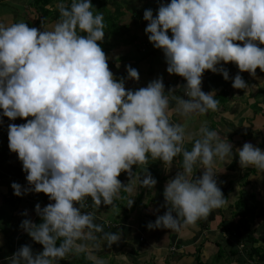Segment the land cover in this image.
I'll return each instance as SVG.
<instances>
[{
  "label": "clouds",
  "instance_id": "obj_1",
  "mask_svg": "<svg viewBox=\"0 0 264 264\" xmlns=\"http://www.w3.org/2000/svg\"><path fill=\"white\" fill-rule=\"evenodd\" d=\"M57 7L60 19L51 30L41 31L23 21L0 23V109L9 120L26 119L8 125V147L17 153L31 186L22 190L13 182L11 187L17 196L43 192L55 201L43 208L35 205L41 223L29 219L21 223L43 251L34 255L30 245H22L10 264H59L73 252L86 251L87 245L77 241H95L94 233L103 228L93 222L90 210L81 211L84 201L90 197L96 207L112 205L122 188L131 191L117 177L121 172L130 176L132 166L147 163L149 157L171 165L182 155L183 164L165 185L167 211L149 222L148 229L178 230L181 222L195 225L226 203L214 178V158L233 155V145L201 127L202 138L190 151L185 149V127L169 120L163 78L126 89L123 79L114 77L98 43L105 35L104 17L93 14L91 0ZM143 18L148 21L144 31L149 42L164 53L167 72L186 80L185 98H176L175 107L182 117L218 109L215 90L202 91L205 70L229 80L221 62H233L239 69L231 78L235 89L249 87L240 73L255 77L257 68L264 72V48L257 44H264V0H171L160 3L155 16L146 9ZM126 71L128 79L139 81L137 69L128 65ZM236 152L242 168L264 172L261 148L245 142ZM197 163L204 171L194 178ZM156 183L146 171L141 186L153 188ZM133 203L132 199L128 206ZM104 238L111 247L121 233H105ZM238 248L247 255L244 241H238ZM89 259L105 264L94 256ZM247 259V264H264Z\"/></svg>",
  "mask_w": 264,
  "mask_h": 264
},
{
  "label": "crops",
  "instance_id": "obj_2",
  "mask_svg": "<svg viewBox=\"0 0 264 264\" xmlns=\"http://www.w3.org/2000/svg\"><path fill=\"white\" fill-rule=\"evenodd\" d=\"M68 1L53 0L48 6L56 10L59 4L67 5ZM107 1V9L112 17H116L119 11L116 17L117 25L113 26L112 31H104V37L107 39L110 34L116 35V39L112 41L114 47L106 52L107 63L114 77L125 74L128 65L137 69L139 81L128 79V74L124 80L125 88L131 90L146 87L150 81L159 77L163 78L165 95L169 98V120L171 123L185 127L183 145L185 149L190 151L195 140L202 138L201 127L216 131L222 141L233 145V155L226 156L224 160L214 158L213 171L216 173L214 178L226 203L218 210H213L206 219L198 220L195 225L184 226L181 222L178 230L148 229L149 222H154L158 215H163L167 211L163 196L165 185L169 179L175 177L177 171L182 169L183 164L182 155L174 157L171 165L164 164L160 159L152 160L149 157L147 163L133 165L130 176L127 172H121L117 177L122 184H128L131 191H125L122 188L112 205L102 203L100 207H96L90 197L84 201L86 207L81 211L88 212L93 209L95 211L93 222L102 226L103 231L94 233L97 237L95 241H77L87 245L86 251L81 252V255L73 252L67 258L61 259L59 264H86L82 262L83 260L79 261V256L88 261H93L89 259V256H94L102 259L105 264H200L199 251L196 247L199 243L202 244L200 257L205 263H208L206 257L214 252L221 258L222 263L218 264H244L245 262L247 264V255L238 248V240L220 229L219 223L224 219L227 225L233 228L237 226L240 215L228 214V212L234 210L237 200L243 194L244 199L249 201V206L255 204L257 207L252 229L257 228L256 236L264 235V172L258 169L256 173H249L250 167L240 166L236 152V149L242 148L245 142H250L264 151V100L259 93L264 89V72L257 68L255 77L247 71L240 73L249 87L235 89L232 87L231 78L235 77L239 69L233 62H221V65L229 72V80H225L220 73L205 70L202 76V91L208 93L215 90V99L219 102L218 109L209 110L205 114L196 113L182 117L175 112V107L176 98H185L182 90L186 80L177 74L167 72L163 51L149 42L148 35L143 30L148 24V21L143 18L144 11L152 9L155 16L160 3L167 4L171 0H117L115 7L112 6L114 0ZM119 4L121 6H118ZM7 6L12 9H8ZM102 14L104 16V10ZM108 16L111 18V15ZM12 17H15L16 22H13ZM21 21L41 31L43 28L51 30L57 22L44 17L41 14V8L34 4V0H24V2L23 0H0V23L10 25ZM118 29L121 31L116 32ZM136 30L138 32L134 34ZM127 31L130 36L124 38ZM132 35L145 36L143 38L145 46L138 48L133 46L130 41ZM168 35L170 37L172 35L170 30ZM235 43L242 44L239 41ZM257 44L264 48V44H259L258 41ZM133 50L135 51L132 52ZM145 52H154V55L144 58ZM170 89L172 91H169ZM2 111L0 109V120H2L0 123V264H10V257L22 245H30L34 255L43 251V245L35 242L21 227V223L25 219L37 224L41 223L42 220L35 211V205L39 203L43 208L55 201H50L48 195L43 192H28L21 196L14 194V189L11 187L13 182L19 183L22 190L31 186L28 185L27 174L22 169V162L18 159L17 153L9 150L8 125L22 124L26 122V119L18 117L15 120H9L2 116ZM146 171L157 180L153 188L141 186V180ZM203 171L199 163L194 165V178L201 176ZM132 199L134 203L129 207L128 203ZM74 206L79 207V204L74 203ZM25 212L27 215L24 214ZM173 215L175 216V213ZM108 221L111 227L107 226ZM116 232L121 233V239L113 243L111 247L107 246L104 234ZM203 233L205 235H198ZM220 237L224 239V247L227 249L217 253L219 248L218 246L215 248V244H221ZM241 240L239 242H242ZM263 242L259 241L258 245ZM236 249L239 252L235 255ZM225 251L227 261H224ZM77 259V263H74Z\"/></svg>",
  "mask_w": 264,
  "mask_h": 264
},
{
  "label": "trees",
  "instance_id": "obj_3",
  "mask_svg": "<svg viewBox=\"0 0 264 264\" xmlns=\"http://www.w3.org/2000/svg\"><path fill=\"white\" fill-rule=\"evenodd\" d=\"M52 1L53 0H34V4L41 8V14L44 17H49L50 19H54L58 21L60 19L59 8L55 10V8L51 9L48 6V4L51 3ZM71 3H72V0H69L67 2V5L65 6L70 7ZM91 4H92L91 11L93 12L94 15L97 13L102 14L104 10V13H105L104 16L107 17V19H111L110 21H114V19H116L115 22L117 21L116 17L119 11L118 13H116V17H112L111 12H109L107 9V4H108L107 0H91ZM54 15H55V18H51ZM108 15H111V18ZM116 25L117 23L116 24L115 23L104 24V27H110V26H116ZM118 28H122V26H118ZM80 34L84 35V33H80ZM110 36L111 35H109L108 39L107 37H104L103 41H98L99 44L101 43L100 46L102 47V50L105 53L108 51V49H110L108 44L113 43ZM135 38H139V36H135ZM151 55H154V52H145L143 57L145 58ZM126 76H127V72L125 74L120 75L116 79L117 80L123 79V82H124ZM259 93H260V96H262L264 100V89L260 90ZM257 170L258 169L255 167H250L248 169L249 173H254V172L256 173ZM249 204H250L249 201L245 200L242 194L234 206L235 211H233L234 215H240V220L237 226L234 228L227 226V223L224 221L220 223V226L227 229V231L230 232L231 236H234L236 240L240 241V239H242V241H244V244L246 246L247 256L249 258H253L255 261H258V262H264V242L258 245L259 241H264V235L262 234L261 236L258 237L256 236L257 228L252 229V225H254V221L256 219V208L257 207L255 206V204L253 206H249ZM203 226H205V224ZM263 229H264V225H263ZM60 242L61 240H58L57 244L59 245ZM234 252H235L234 254L236 255L238 254L239 251L236 249L234 250ZM198 258H199L198 262H201L202 261L201 257L199 256ZM81 260H83L82 262L86 264H94L93 261H88L84 257L79 259V261Z\"/></svg>",
  "mask_w": 264,
  "mask_h": 264
},
{
  "label": "rangeland",
  "instance_id": "obj_4",
  "mask_svg": "<svg viewBox=\"0 0 264 264\" xmlns=\"http://www.w3.org/2000/svg\"><path fill=\"white\" fill-rule=\"evenodd\" d=\"M111 1V0H110ZM23 2H24V0H23ZM116 2H117V0H114V1H112V6H114L115 7V5H116ZM118 6H121V4H119ZM7 8L8 9H12V8H10V7H8L7 6ZM109 13V12H108ZM99 14H101V13H99ZM104 17V21H103V23L104 24H112V23H117V21L115 22V20L116 19H114V21H110L111 19H107V17H105V16H103ZM15 17H12L11 19L13 20V22H16V20L14 19ZM51 18H55V15L54 16H52ZM103 30H106V31H108V30H113V26H110V27H104V29ZM144 30V29H143ZM121 31V29H118V30H116V32H120ZM138 32V30H136L135 32H134V34H136ZM122 33V32H121ZM133 34V35H134ZM111 36V39H112V41H114L115 39H116V35L115 34H110ZM131 36V39H130V41H131V43H132V45L133 46H135L136 48H138V47H144L145 45H144V37L145 36H140L139 38H135V36ZM128 36H130V34L128 33V31L126 32V34H125V37L124 38H127ZM108 46L110 47V49L111 48H113L114 47V45L112 44V43H109L108 44ZM135 50H133L132 52H134ZM211 131H213L212 129H211ZM264 138V137H263ZM233 211H235V210H232V211H229L228 212V214H232L233 213ZM90 213H95V211H93V210H90L89 211ZM225 214V213H224ZM225 217H227V215L225 216ZM108 223V227H111V225H110V222L108 221L107 222ZM198 235H200V236H203V235H205L204 233L203 234H198ZM195 238V237H194ZM192 241V240H191ZM193 242V241H192ZM219 242L221 243L220 245L219 244H215V248L218 246V252L217 253H219V252H221L222 250H226L227 248H225L224 247V244H225V241H224V239H222V237H220L219 238ZM222 246V247H221ZM196 247H197V251L199 250V255H198V257L202 254V244L201 243H199L198 245H196ZM80 255H81V252L79 253ZM226 255H227V252L225 251V258H224V261H227L228 259H227V257H226ZM82 257L81 256H79V259H81ZM206 261H208V263H206V264H218V263H222V261H221V258H219L218 256H216L215 255V253L213 252L210 256H208V257H206ZM198 260H199V258H198ZM77 261H78V259L77 260H75L74 261V263H77ZM200 264H205V262H203V260L201 261V263Z\"/></svg>",
  "mask_w": 264,
  "mask_h": 264
}]
</instances>
